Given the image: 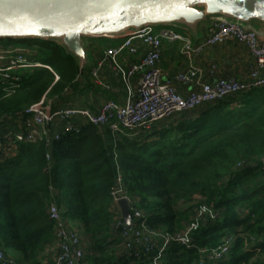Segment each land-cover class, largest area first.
Here are the masks:
<instances>
[{"label": "trees", "instance_id": "16d2710c", "mask_svg": "<svg viewBox=\"0 0 264 264\" xmlns=\"http://www.w3.org/2000/svg\"><path fill=\"white\" fill-rule=\"evenodd\" d=\"M115 43L96 39L89 49ZM16 45L52 71H11L0 81V126L41 100L55 107L79 85L89 86V69L81 76L58 44L0 40L3 47ZM176 116L138 135L82 122L50 145L18 142L1 154L0 245L6 254L17 264H51L54 206L80 230L84 264H264V86ZM119 173L131 207L144 216L135 225L155 235L147 250H127L114 228L111 193ZM202 206L213 216L199 221L188 243L167 239L192 224ZM226 237L230 251L218 258Z\"/></svg>", "mask_w": 264, "mask_h": 264}, {"label": "built area", "instance_id": "2783aa9c", "mask_svg": "<svg viewBox=\"0 0 264 264\" xmlns=\"http://www.w3.org/2000/svg\"><path fill=\"white\" fill-rule=\"evenodd\" d=\"M113 40L120 43L105 50L103 55L94 61L89 68V77L95 86H100L108 92L116 93L123 87L125 92L123 99L121 101L107 99L96 110L86 106H61L55 109L51 103L41 100L26 111V116L19 117L17 130L0 137V155L12 152L13 145L18 142L44 141L50 145L52 141L59 139L62 132L77 131L82 122L100 128L108 127L116 135L126 131L134 133L203 104L264 86V36L237 23L216 21L207 29V35L197 42L188 34L173 28L150 26ZM135 42L139 44L135 45ZM164 42L180 43V54L188 65L174 78L164 76L159 67ZM227 42L245 45L254 58L246 82L234 77L219 76L216 65L204 69L196 62L206 48ZM125 51L129 55L138 56L139 60L129 65L122 64L119 56ZM28 53L24 49L0 46V81H4L11 71L35 67H45L52 71L50 66L34 62L28 57ZM108 75H112L114 81L106 80ZM176 84L187 86L188 91L182 93ZM13 88L14 86H11L4 90L9 93ZM111 194L113 204L116 206L114 228L120 230L121 238L128 241L126 249L144 246L147 250L149 248L147 244L154 239V233L144 225H135V221L143 219L144 216L142 211L131 207L132 201L122 185L120 173ZM123 199L129 201L130 210H133L131 227L125 225L118 206ZM210 213L207 207H199L193 223L186 225L181 233L167 239L173 238L184 244L188 243L199 221L206 214L213 216V213ZM49 214L55 223V241L52 247L54 255L51 264H84L86 243L80 230L75 224L61 217L54 206L50 207ZM230 243L231 239H226V244L215 253L216 257L226 255L230 251ZM0 264H17L16 259L8 256L1 245Z\"/></svg>", "mask_w": 264, "mask_h": 264}, {"label": "water", "instance_id": "95a60500", "mask_svg": "<svg viewBox=\"0 0 264 264\" xmlns=\"http://www.w3.org/2000/svg\"><path fill=\"white\" fill-rule=\"evenodd\" d=\"M216 21L240 24L264 36V0H0V40L58 44L80 75L92 64L88 39H117L144 27L181 28L197 42ZM131 227L129 201L118 203Z\"/></svg>", "mask_w": 264, "mask_h": 264}, {"label": "crops", "instance_id": "0c3cea01", "mask_svg": "<svg viewBox=\"0 0 264 264\" xmlns=\"http://www.w3.org/2000/svg\"><path fill=\"white\" fill-rule=\"evenodd\" d=\"M206 35L207 30L203 29V35L200 40H202ZM118 43L120 42L117 41V43H115L112 47H115ZM138 44L139 42H135V45ZM180 46V43H163V54L159 67L166 77L174 78L178 72L184 71L188 66L185 58L180 54ZM105 50L107 49H104L103 51H95L93 53L90 51L92 54V64L90 66L93 65L94 61L98 57L103 55ZM138 60V56L129 55L126 51L119 56V61L124 65H129V63L136 62ZM196 62L204 69H207L210 65H216L219 76L234 77L241 82H246L249 77L250 67L254 64V58L245 45L237 42H227L222 45L206 48L196 59ZM106 80L112 82L114 81V77H112V75H108ZM176 86L182 93H186L188 91V87L185 85L176 84ZM124 93L123 87H121L119 92L116 93L105 91L102 87L95 86L90 79L89 86H84L83 89L79 90L78 95H67L64 102H62L59 107L86 106L92 110H96L107 99L121 101ZM6 123L0 126V137L4 136L8 132L17 130L20 119L7 120ZM9 124L13 125V127Z\"/></svg>", "mask_w": 264, "mask_h": 264}, {"label": "rangeland", "instance_id": "374dc122", "mask_svg": "<svg viewBox=\"0 0 264 264\" xmlns=\"http://www.w3.org/2000/svg\"><path fill=\"white\" fill-rule=\"evenodd\" d=\"M162 27H165V26H162ZM169 27V26H168ZM169 28H173L174 30H176V31H178V32H182V33H185V34H188L186 31H184L183 29H181V28H175V27H169ZM92 39H88L87 40V43H88V49H89V47H90V44L92 43ZM16 48H24V46L23 45H16L15 46ZM89 51H90V49H89ZM88 69H89V67H88ZM84 88V86L81 84V85H79V87H78V89H77V91H75V92H73V93H70V94H68V96H72L73 94L74 95H76L77 94V92L79 91V90H81V89H83ZM110 95H112L111 93H109ZM64 100H65V98H63V99H61V100H59V101H56V103H55V109L56 108H58L61 104H62V102H64ZM174 118H177V116H175ZM167 121V119L166 120H163L162 122H159V123H157V124H154V125H152L150 128H144V129H141V130H138V131H135L133 134L134 135H138V133H142L143 131H147V130H150V129H153L154 127H156V126H160L162 123H164V122H166ZM6 123V122H5ZM4 123V124H5ZM14 123H15V121H14ZM7 124V123H6ZM11 127H13V125H11V124H9ZM127 132V131H126ZM125 132V133H126ZM131 211V210H130ZM155 236V235H154ZM153 236V237H154ZM226 239H227V237H226ZM225 239V240H226ZM50 254L51 255H54V250L53 249H51L50 251Z\"/></svg>", "mask_w": 264, "mask_h": 264}]
</instances>
